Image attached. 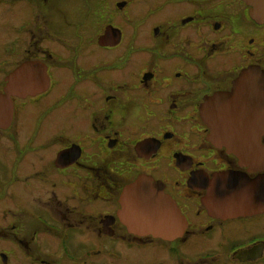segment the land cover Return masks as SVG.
I'll return each mask as SVG.
<instances>
[{
    "label": "flooded vegetation",
    "instance_id": "flooded-vegetation-1",
    "mask_svg": "<svg viewBox=\"0 0 264 264\" xmlns=\"http://www.w3.org/2000/svg\"><path fill=\"white\" fill-rule=\"evenodd\" d=\"M259 68L264 23L245 0H0V95L12 75L11 93L36 92L0 102V264H117L114 242L128 264H264V231L248 230L264 224L249 110L264 94L234 89ZM217 104L219 143L202 116ZM141 175L186 216L180 236L123 224Z\"/></svg>",
    "mask_w": 264,
    "mask_h": 264
},
{
    "label": "water",
    "instance_id": "water-1",
    "mask_svg": "<svg viewBox=\"0 0 264 264\" xmlns=\"http://www.w3.org/2000/svg\"><path fill=\"white\" fill-rule=\"evenodd\" d=\"M251 5V14L259 22H264V0H246ZM258 70V69H256ZM252 69L243 71L236 82V87H243L248 80H258L264 92V70L252 73ZM244 89V87H243ZM1 100V98H0ZM203 116L213 129L211 136L216 142L220 140L221 116L223 110L212 108L204 110ZM164 185L156 182L151 176H141L130 184L122 196V209L119 215L131 232L136 234L152 233L164 238H175L182 234L187 225L175 201L164 192Z\"/></svg>",
    "mask_w": 264,
    "mask_h": 264
},
{
    "label": "rangeland",
    "instance_id": "rangeland-1",
    "mask_svg": "<svg viewBox=\"0 0 264 264\" xmlns=\"http://www.w3.org/2000/svg\"><path fill=\"white\" fill-rule=\"evenodd\" d=\"M249 226L250 225H248L247 227H249ZM241 229H244V228H240L238 230H241ZM248 230L250 232L264 231V224L263 225L262 224L254 225L253 224L248 228ZM244 233H247V232H244ZM203 240L204 239H198L194 245H196V247H201V248L206 247L208 244L206 242H202ZM113 245H114V248L116 250L115 255H116V263L117 264H128L129 262H133V261H135V259L139 258L138 256H135V254H134L135 251L132 248H127V245H124L121 242H116V243L114 242ZM100 251H101V254H99V257H102V254H104L103 253V246H101ZM111 252H114V251L111 249ZM99 261L106 263V262H108V259L102 257L99 259Z\"/></svg>",
    "mask_w": 264,
    "mask_h": 264
}]
</instances>
